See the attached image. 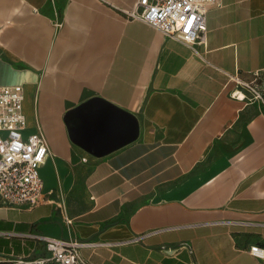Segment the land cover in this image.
<instances>
[{
    "label": "crops",
    "instance_id": "obj_1",
    "mask_svg": "<svg viewBox=\"0 0 264 264\" xmlns=\"http://www.w3.org/2000/svg\"><path fill=\"white\" fill-rule=\"evenodd\" d=\"M136 1L0 0V86H23L50 195L0 205V264L45 256L43 236L91 243V264H263L264 109L236 91L264 71V0H215L196 51L126 18ZM87 103L90 138L100 109L136 138L85 151Z\"/></svg>",
    "mask_w": 264,
    "mask_h": 264
},
{
    "label": "built area",
    "instance_id": "obj_2",
    "mask_svg": "<svg viewBox=\"0 0 264 264\" xmlns=\"http://www.w3.org/2000/svg\"><path fill=\"white\" fill-rule=\"evenodd\" d=\"M215 0H137L126 18L148 24L166 38L190 47L207 39L206 13ZM243 99L264 109V71L249 82H239ZM22 85L0 86V205L31 209L49 201L43 193L39 169L49 156L46 137L38 127L27 130L23 111ZM69 222V221H68ZM47 254L32 261L18 259L13 264H91L80 257L79 249L91 243L41 237ZM139 238H135V241ZM248 253L264 264V245L252 244Z\"/></svg>",
    "mask_w": 264,
    "mask_h": 264
},
{
    "label": "water",
    "instance_id": "obj_3",
    "mask_svg": "<svg viewBox=\"0 0 264 264\" xmlns=\"http://www.w3.org/2000/svg\"><path fill=\"white\" fill-rule=\"evenodd\" d=\"M90 109V103L84 105L82 117L86 127L82 130L83 136L80 140L81 147L88 153L94 156H103L136 138L137 124L131 115L126 113L115 114V116L118 117L117 119L123 118L125 120L122 128H118L108 119L106 113L101 112V109L98 114L99 117H101L99 119L103 121V125L105 126L104 130L99 137L94 139L90 138L87 132L91 129L93 120L96 119L91 112L88 111Z\"/></svg>",
    "mask_w": 264,
    "mask_h": 264
},
{
    "label": "bare ground",
    "instance_id": "obj_4",
    "mask_svg": "<svg viewBox=\"0 0 264 264\" xmlns=\"http://www.w3.org/2000/svg\"><path fill=\"white\" fill-rule=\"evenodd\" d=\"M236 93H237V95H238L239 98H243L244 97L242 92H240V91L237 92L236 91Z\"/></svg>",
    "mask_w": 264,
    "mask_h": 264
},
{
    "label": "rangeland",
    "instance_id": "obj_5",
    "mask_svg": "<svg viewBox=\"0 0 264 264\" xmlns=\"http://www.w3.org/2000/svg\"><path fill=\"white\" fill-rule=\"evenodd\" d=\"M29 126L33 125V121L27 120Z\"/></svg>",
    "mask_w": 264,
    "mask_h": 264
}]
</instances>
